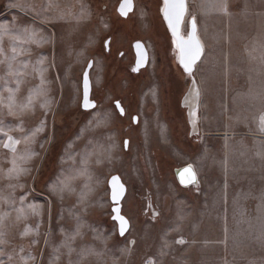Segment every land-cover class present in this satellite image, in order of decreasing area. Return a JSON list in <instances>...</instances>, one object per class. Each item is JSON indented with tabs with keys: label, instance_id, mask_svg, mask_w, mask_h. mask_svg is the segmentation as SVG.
Here are the masks:
<instances>
[{
	"label": "rangeland",
	"instance_id": "1",
	"mask_svg": "<svg viewBox=\"0 0 264 264\" xmlns=\"http://www.w3.org/2000/svg\"><path fill=\"white\" fill-rule=\"evenodd\" d=\"M61 1L62 21L41 24L45 47L25 24H0V264H264V0H187L183 35L194 18L203 48L197 138L160 1L133 0L126 19L121 0ZM136 40L149 60L133 75ZM91 59L96 108L84 112ZM189 164L199 183L183 189L174 172ZM113 175L126 187L123 238L111 220Z\"/></svg>",
	"mask_w": 264,
	"mask_h": 264
},
{
	"label": "water",
	"instance_id": "2",
	"mask_svg": "<svg viewBox=\"0 0 264 264\" xmlns=\"http://www.w3.org/2000/svg\"><path fill=\"white\" fill-rule=\"evenodd\" d=\"M161 5L159 8V14L161 16V19L165 25V28L169 34L170 41L172 44V48L176 51V58L175 63L176 65L181 69L182 73L185 76L189 77V87L186 91V93L183 95L181 99V108L185 110L186 120L189 127V136L190 138H197L200 135V132L198 130V102L200 99L199 91L197 84L195 82V79L193 77V74L195 72L196 66L200 63L202 56H203V48L202 52L200 54V57L198 60L195 61L194 64L191 65V71H185L184 66L181 63V47H187L189 42V36L190 34H193L194 39L199 42L201 45L199 38L197 36V26L195 23L194 18L188 19V29L185 35H183L182 27L184 26V19L187 15V0H184L185 4V10L183 12L182 18L178 24L175 22V9L171 7V4L173 3V0H169V6L166 8L165 0H159ZM134 9V2L133 0H121L120 3L117 6V14L123 18L126 19L129 14L133 12ZM167 13V15H166ZM170 19L172 20L173 24L176 28V33L174 35L173 28L170 26ZM193 22L195 23V29L193 30ZM202 46V45H201ZM133 53L135 56L134 66L132 68V72L134 74H138L141 70L145 69L148 65L149 55L148 52L144 46V44L140 41L135 42L132 45ZM93 63L90 61L88 62L81 79V92H82V98H81V110L84 112H90L96 108V103L91 100V81H90V70L92 68ZM87 87V101H88V107H85V88ZM118 113L122 116L123 112L120 106H116ZM136 116L133 117V124L136 125ZM126 146V143H125ZM191 167L190 172H185L184 169ZM192 165H185L177 170H175L174 175L176 178V181L178 185L183 188H189L191 186H197V176L192 168ZM116 178L115 186L113 185V178ZM194 177V179H193ZM122 186V192L121 195L117 198V200L112 199V194L114 187L116 190H120ZM108 189H109V201L111 203V220L116 224L117 226V232L118 236L120 238H123L130 229V223L126 217H124L121 214L122 205L121 202L123 201L125 195H126V187L122 183L120 177L118 175H113L108 180ZM115 209H118L119 211H115ZM118 217H123V219L127 222L125 226V230L123 232V235H121V223Z\"/></svg>",
	"mask_w": 264,
	"mask_h": 264
},
{
	"label": "crops",
	"instance_id": "3",
	"mask_svg": "<svg viewBox=\"0 0 264 264\" xmlns=\"http://www.w3.org/2000/svg\"><path fill=\"white\" fill-rule=\"evenodd\" d=\"M17 1H18L19 5H16L14 0H6V9H5L4 13H2V14L0 13V24H1V26H6L9 24H25L27 35L29 33L35 34V36L38 37L37 38L38 40L37 39L36 40L38 41L37 44L39 45V47H42V46L45 47V45L47 46V43L45 44V41L41 40L42 38H44L43 35H45V33L47 31V27L43 26V25L47 24L48 20L49 21L53 20L55 22L62 21V19L64 17H63V15H62V17L59 16L60 10L63 9L65 11H67V7L63 5V2L61 0H44L45 4H46V9H44L42 11L39 9L32 8L31 6L27 7V6L23 5L21 3V0H17ZM60 5H63V6H60ZM55 16H56V18H55ZM41 24H43V25H41ZM12 37L15 39V41L16 40L18 41L19 35L14 34ZM0 41H1V37H0ZM27 43L29 46H31L29 44V42H27ZM51 43L53 45L54 37L51 40ZM14 44L17 45L18 43L16 42ZM53 48L54 47H52V49ZM29 51L30 52L26 53V56L28 55L27 56L28 58L23 56L24 53H19L20 55H18V58L22 59L25 57V59H29L30 56L32 57V55H31L32 51L31 50H29ZM53 51L55 52V50H53ZM54 56H55V53L52 52V55H51L52 62L55 59ZM37 59H38V66L43 71H44V69L46 70V67L43 68V64L45 63L44 60L47 61L49 58L45 55L44 57H38ZM45 74H46V71H45ZM106 128H107V130H110L109 127H105V128H101V129L104 131H107ZM197 178H198V176H197ZM107 186H108V182H107Z\"/></svg>",
	"mask_w": 264,
	"mask_h": 264
},
{
	"label": "snow or ice",
	"instance_id": "4",
	"mask_svg": "<svg viewBox=\"0 0 264 264\" xmlns=\"http://www.w3.org/2000/svg\"><path fill=\"white\" fill-rule=\"evenodd\" d=\"M165 5L166 8L169 6V0H165ZM171 7L173 9H175V22L176 24H178L182 18L183 12L185 10V4H184V0H173V3L171 4ZM167 15V13H166ZM170 26L173 28V33L175 35L176 33V28L175 25L173 24L172 20L170 19L169 21ZM195 29V23L193 22V30ZM202 52V46L199 44L198 41H196L194 39L193 34H190L189 36V42H188V46L181 47V63L185 68V71L190 72L191 71V65L195 63L196 60L199 59L200 54ZM85 107H88V101H87V87L85 88ZM261 130L264 131V117L261 118ZM9 140H11V137H9ZM15 143V142H14ZM5 148H9L10 145L9 144H5L4 145ZM11 150L15 151V148L12 147ZM185 172H190L191 171V167L189 166V168L184 169ZM194 179V177H193ZM116 183V178H113V185L115 186ZM122 192V186L121 189L118 191L115 189L113 190V194H112V199L115 201L117 200V198L121 195ZM115 211H119L118 209H115ZM118 219L120 220L121 223V235H123V232L125 230V226H126V221L123 219V217H118ZM180 243H182L183 241H179Z\"/></svg>",
	"mask_w": 264,
	"mask_h": 264
},
{
	"label": "flooded vegetation",
	"instance_id": "5",
	"mask_svg": "<svg viewBox=\"0 0 264 264\" xmlns=\"http://www.w3.org/2000/svg\"><path fill=\"white\" fill-rule=\"evenodd\" d=\"M133 11H134V9H133ZM130 15V14H129ZM129 15H128V17H129ZM127 17V18H128ZM137 41H140V40H136V41H134V42H132L131 43V45H130V54H131V56L133 57V61H135V56H134V53H133V49H132V45L135 43V42H137ZM140 42H142V41H140ZM143 43V42H142ZM144 44V43H143ZM110 45H111V43H110V39H107L105 42H104V46H103V53H104V56H106V55H108L107 57H109V55L111 54V50H110ZM144 46H145V48H146V45L144 44ZM146 50H147V48H146ZM148 52V51H147ZM91 54L94 56V54H95V52H94V49L92 48V51H91ZM91 55V56H92ZM120 55V54H119ZM92 63H93V65H94V60L93 59H91L90 60ZM93 65H92V68H93ZM133 66H134V62H133ZM133 66L129 69V71H130V73H132L133 75H135L133 72H132V68H133ZM92 68H91V70H92ZM91 70H90V72H91ZM105 76V74L103 73V77ZM91 81V80H90ZM104 86H107V84L105 83V77L103 78V80H102V85H101V87H100V89H102V88H104ZM107 88V87H106ZM91 93H92V83H91ZM114 106H115V109H116V112H117V114L119 115V117L120 118H123V119H125V117L127 116V114H129L128 113V111L126 110V109H123V107L121 106L122 104H121V102H117V101H114ZM120 106L121 107V109H122V112H123V115L121 116L119 113H118V110H117V108H116V106ZM133 117L134 116H132L131 117V124L133 125ZM137 118V117H136ZM138 125V118L136 119V125L135 126H137Z\"/></svg>",
	"mask_w": 264,
	"mask_h": 264
},
{
	"label": "bare ground",
	"instance_id": "6",
	"mask_svg": "<svg viewBox=\"0 0 264 264\" xmlns=\"http://www.w3.org/2000/svg\"><path fill=\"white\" fill-rule=\"evenodd\" d=\"M160 5H161V3H160ZM159 8H160V6H159ZM186 19H187V15H186V18L184 19V24H185V21H186ZM187 24H188V22H187ZM182 29H183V27H182ZM198 36V35H197ZM171 43V42H170ZM171 47H172V44H171ZM172 50H173V52H174V60H175V58H176V51H175V49H173L172 48ZM197 67V66H196ZM196 69V68H195ZM193 77H194V74H193ZM186 78H189L188 76L186 77ZM195 79V78H194ZM195 82H196V80H195ZM189 83H190V81H189ZM196 84H197V82H196ZM188 87H189V85H188ZM197 87H198V84H197ZM188 89V88H187ZM198 91H199V88H198ZM199 96H200V91H199ZM199 104H200V99H199V102H198V120H199V122H198V130H199V132H200V126H199V124H200V118H199ZM186 123H187V120H186ZM188 125V124H187ZM188 130H189V127H188ZM200 137V136H199ZM15 144V143H14ZM193 168V167H192ZM193 170H194V168H193ZM194 172H195V170H194ZM195 174H196V172H195ZM197 176V175H196ZM197 186H198V178H197ZM190 188H192V186L191 187H189V188H186V189H190ZM122 203V202H121ZM111 204V203H110Z\"/></svg>",
	"mask_w": 264,
	"mask_h": 264
},
{
	"label": "built area",
	"instance_id": "7",
	"mask_svg": "<svg viewBox=\"0 0 264 264\" xmlns=\"http://www.w3.org/2000/svg\"><path fill=\"white\" fill-rule=\"evenodd\" d=\"M192 187H196V186L193 185ZM150 210H151V212H152V215H153V216H156L155 212L153 211V209H152L151 207H150Z\"/></svg>",
	"mask_w": 264,
	"mask_h": 264
}]
</instances>
